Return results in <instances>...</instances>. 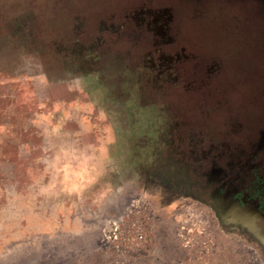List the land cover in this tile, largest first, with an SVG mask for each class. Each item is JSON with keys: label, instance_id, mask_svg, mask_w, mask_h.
I'll return each instance as SVG.
<instances>
[{"label": "rangeland", "instance_id": "374dc122", "mask_svg": "<svg viewBox=\"0 0 264 264\" xmlns=\"http://www.w3.org/2000/svg\"><path fill=\"white\" fill-rule=\"evenodd\" d=\"M0 264H264V0H0Z\"/></svg>", "mask_w": 264, "mask_h": 264}]
</instances>
